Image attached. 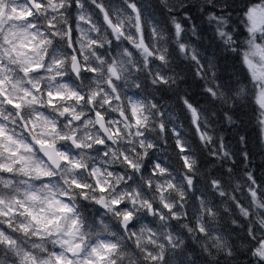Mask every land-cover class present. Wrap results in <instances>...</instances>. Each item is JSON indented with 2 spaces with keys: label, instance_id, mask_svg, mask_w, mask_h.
I'll return each instance as SVG.
<instances>
[{
  "label": "clouds",
  "instance_id": "1",
  "mask_svg": "<svg viewBox=\"0 0 264 264\" xmlns=\"http://www.w3.org/2000/svg\"><path fill=\"white\" fill-rule=\"evenodd\" d=\"M0 264H264V0H0Z\"/></svg>",
  "mask_w": 264,
  "mask_h": 264
}]
</instances>
